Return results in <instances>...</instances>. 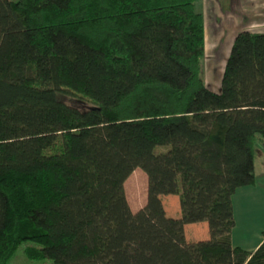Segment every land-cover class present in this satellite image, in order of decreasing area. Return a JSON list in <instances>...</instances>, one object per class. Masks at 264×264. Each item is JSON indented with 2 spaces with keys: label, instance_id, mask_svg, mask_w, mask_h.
<instances>
[{
  "label": "trees",
  "instance_id": "1",
  "mask_svg": "<svg viewBox=\"0 0 264 264\" xmlns=\"http://www.w3.org/2000/svg\"><path fill=\"white\" fill-rule=\"evenodd\" d=\"M198 1L0 0V264L26 241L49 264H264V240L232 242V197L264 141V33L237 34L214 91ZM199 221L210 238L188 242Z\"/></svg>",
  "mask_w": 264,
  "mask_h": 264
},
{
  "label": "rangeland",
  "instance_id": "2",
  "mask_svg": "<svg viewBox=\"0 0 264 264\" xmlns=\"http://www.w3.org/2000/svg\"><path fill=\"white\" fill-rule=\"evenodd\" d=\"M196 9L202 11L205 18V54L202 75L206 85L219 92L225 62L237 34L243 30L264 33V0H200L196 2ZM59 98L81 109L91 106L86 100L71 95L60 93ZM168 149L169 146L160 145L156 147V152H165ZM140 173L144 175L143 196L146 197L148 178L145 173ZM129 190L131 201L139 202L138 206H142L140 202L142 194L134 192V184L130 181ZM164 198L167 200L166 195ZM144 206L145 203L142 207ZM31 244V241L23 242L9 264H49L48 259H30L27 256L26 248Z\"/></svg>",
  "mask_w": 264,
  "mask_h": 264
},
{
  "label": "crops",
  "instance_id": "3",
  "mask_svg": "<svg viewBox=\"0 0 264 264\" xmlns=\"http://www.w3.org/2000/svg\"><path fill=\"white\" fill-rule=\"evenodd\" d=\"M140 172L145 173L137 168L125 182L127 198L134 212L140 210L143 203L145 205L147 203V195L143 196L144 175ZM255 173L256 182L253 185L239 187L232 197L236 222L232 231V242L235 246L251 252L255 251L264 240V141L259 143L255 152ZM129 181L134 184V192L142 194L140 207L139 202L131 201ZM161 198L167 216L174 218L182 216L178 195H166L167 200L164 195ZM184 232L188 242L206 240L211 236L207 221L187 223Z\"/></svg>",
  "mask_w": 264,
  "mask_h": 264
}]
</instances>
